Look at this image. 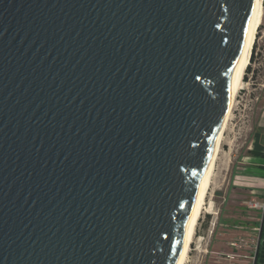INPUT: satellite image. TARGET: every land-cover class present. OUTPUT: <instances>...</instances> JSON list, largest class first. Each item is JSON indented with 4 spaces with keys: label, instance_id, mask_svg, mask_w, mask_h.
<instances>
[{
    "label": "water",
    "instance_id": "water-1",
    "mask_svg": "<svg viewBox=\"0 0 264 264\" xmlns=\"http://www.w3.org/2000/svg\"><path fill=\"white\" fill-rule=\"evenodd\" d=\"M253 5L0 0V264H175Z\"/></svg>",
    "mask_w": 264,
    "mask_h": 264
},
{
    "label": "rangeland",
    "instance_id": "rangeland-1",
    "mask_svg": "<svg viewBox=\"0 0 264 264\" xmlns=\"http://www.w3.org/2000/svg\"><path fill=\"white\" fill-rule=\"evenodd\" d=\"M249 67L250 72L245 73L246 84L242 86L231 109L212 184L195 226L196 236L200 235L204 240L198 243L195 236L191 240L195 243L196 250L192 251L190 258L198 260L200 264H249L243 258L227 261L224 255L230 252L249 254L250 251L246 249L232 250L228 242L255 227V221L250 218L258 217L250 214L249 211L253 210L244 206L242 202L247 200L248 196L235 190L231 177L240 170V156L245 155L249 136L264 97V15L256 34L254 58ZM238 177L239 175L234 176L235 182ZM237 226L243 227V230L236 229Z\"/></svg>",
    "mask_w": 264,
    "mask_h": 264
},
{
    "label": "bare ground",
    "instance_id": "bare-ground-1",
    "mask_svg": "<svg viewBox=\"0 0 264 264\" xmlns=\"http://www.w3.org/2000/svg\"><path fill=\"white\" fill-rule=\"evenodd\" d=\"M263 15L264 13L262 0H254L253 15L249 25L247 37L237 67L230 78L225 112L217 133L215 134L210 158L201 178L194 205L184 227L182 242L175 260V264L184 263L188 255L190 245L192 243L191 240L196 234L195 226L197 225L200 214L204 209L207 194L212 184V179L214 177L216 164L218 162V157L220 154V145L223 140V134L226 129L227 123L229 121L231 109L236 100L238 92L242 89V86L246 84L243 78L245 76L246 69L250 64L252 48L256 40L258 28L262 23Z\"/></svg>",
    "mask_w": 264,
    "mask_h": 264
},
{
    "label": "crops",
    "instance_id": "crops-1",
    "mask_svg": "<svg viewBox=\"0 0 264 264\" xmlns=\"http://www.w3.org/2000/svg\"><path fill=\"white\" fill-rule=\"evenodd\" d=\"M245 150V155L240 156V170L232 174L231 184L236 187V191H240L248 196V199L245 201L254 199L264 202V158L252 157L249 154L250 151L264 153V97ZM235 175H239L236 182L234 181ZM245 201L242 203L244 204ZM249 213L258 215L257 218H250V220L255 221L253 224L258 226L262 215L261 212L249 211ZM258 248L257 264H264V226L259 235Z\"/></svg>",
    "mask_w": 264,
    "mask_h": 264
},
{
    "label": "built area",
    "instance_id": "built-area-1",
    "mask_svg": "<svg viewBox=\"0 0 264 264\" xmlns=\"http://www.w3.org/2000/svg\"><path fill=\"white\" fill-rule=\"evenodd\" d=\"M244 206L249 210L258 211V212H261V214L264 213V202L251 199L249 201H245ZM261 218H262V215H261ZM260 222H261V219H260ZM235 228L239 230H243V227H240V226H237ZM260 232H261L260 225L251 227L250 231L245 232L244 235H238L237 237L229 241L228 246L232 250L237 251L240 249H246V250H249L250 252L247 255H241L236 252L226 253L224 255L225 259L227 261H236L238 258L239 259L243 258V259H246V262L249 264H257V251H258ZM195 237L198 243H201L204 240V237L200 235L196 236L195 234ZM195 250H196L195 243L192 241L189 251H188V255L183 264H200L198 263V260L195 261L190 258L192 251H195ZM205 254H207L206 250H205Z\"/></svg>",
    "mask_w": 264,
    "mask_h": 264
},
{
    "label": "trees",
    "instance_id": "trees-1",
    "mask_svg": "<svg viewBox=\"0 0 264 264\" xmlns=\"http://www.w3.org/2000/svg\"><path fill=\"white\" fill-rule=\"evenodd\" d=\"M263 6H264V2H263ZM254 49H255V43L253 45V48H252V53H251V57H250V61L254 58ZM250 72V67L248 66L247 69H246V73ZM243 80L246 82L247 79L246 77L244 76ZM249 154L252 156V157H258V158H264V153H259V152H252L250 151ZM259 225H261V232H262V228L264 226V218L262 220V222L259 223ZM259 250V248H258ZM257 254H258V251H257Z\"/></svg>",
    "mask_w": 264,
    "mask_h": 264
}]
</instances>
